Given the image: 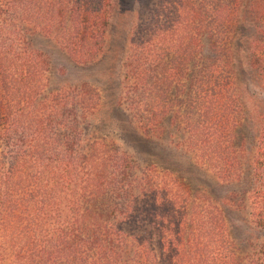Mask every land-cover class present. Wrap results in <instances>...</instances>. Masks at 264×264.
Returning a JSON list of instances; mask_svg holds the SVG:
<instances>
[{
	"label": "trees",
	"instance_id": "16d2710c",
	"mask_svg": "<svg viewBox=\"0 0 264 264\" xmlns=\"http://www.w3.org/2000/svg\"><path fill=\"white\" fill-rule=\"evenodd\" d=\"M115 6L0 0V264H264V0H155L121 62L118 104L145 138L175 124L198 164L245 184L243 234L206 193L95 136L97 87L50 89L32 37L97 62ZM240 36L262 97L244 94Z\"/></svg>",
	"mask_w": 264,
	"mask_h": 264
},
{
	"label": "rangeland",
	"instance_id": "374dc122",
	"mask_svg": "<svg viewBox=\"0 0 264 264\" xmlns=\"http://www.w3.org/2000/svg\"><path fill=\"white\" fill-rule=\"evenodd\" d=\"M155 0H116L115 11L106 36L104 55L99 61L88 65H77L58 48L51 38L36 35L31 44L46 53L50 62V89L89 83L98 88L101 107L93 122V133L116 141L142 166L153 164L168 169L185 181L194 191L206 193L213 202L223 209L227 218L237 225L238 232L246 229L243 211V189L241 182L225 183L195 160L192 152L185 147V137L175 124H168L163 134L156 138H145L130 121L129 114L120 107L121 62L128 46L133 23L138 14ZM235 56L244 94L262 97V89L254 79L246 85L244 71L247 66V43L240 36L235 45ZM246 85V86H245ZM258 96V97H257ZM246 138L251 143V133L246 128Z\"/></svg>",
	"mask_w": 264,
	"mask_h": 264
}]
</instances>
